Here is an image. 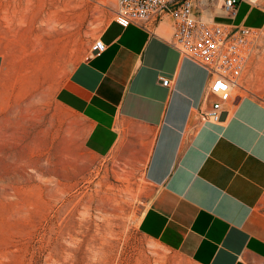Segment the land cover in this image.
Masks as SVG:
<instances>
[{"label": "crops", "instance_id": "obj_1", "mask_svg": "<svg viewBox=\"0 0 264 264\" xmlns=\"http://www.w3.org/2000/svg\"><path fill=\"white\" fill-rule=\"evenodd\" d=\"M38 19L18 6L19 41ZM222 20L264 26V8L241 0L236 17ZM97 38L106 48L74 64L55 102L83 121L91 152L141 167L155 185L140 230L196 264H264V100L232 95L225 119L202 121L217 98L211 74L181 53L169 17L145 28L113 15ZM6 63L0 46V91Z\"/></svg>", "mask_w": 264, "mask_h": 264}, {"label": "rangeland", "instance_id": "obj_2", "mask_svg": "<svg viewBox=\"0 0 264 264\" xmlns=\"http://www.w3.org/2000/svg\"><path fill=\"white\" fill-rule=\"evenodd\" d=\"M18 6L32 19L41 14L20 41L12 25ZM116 8L117 0H0V46L7 54L0 91V264H196L140 230L156 190L142 168L91 152L83 121L55 102L57 85L91 52ZM237 94L264 100V35Z\"/></svg>", "mask_w": 264, "mask_h": 264}, {"label": "built area", "instance_id": "obj_3", "mask_svg": "<svg viewBox=\"0 0 264 264\" xmlns=\"http://www.w3.org/2000/svg\"><path fill=\"white\" fill-rule=\"evenodd\" d=\"M240 1L117 0L115 20L123 26L137 23L148 28L152 21L172 19L175 42L181 53L211 74L208 93L217 98L210 108L200 111V118L220 122L222 113H229L226 105L231 103L249 58L264 35V26L222 20V16L236 17ZM248 1L264 8V0ZM105 48L106 43L97 38L90 50L94 54ZM161 79L163 84L170 85V77Z\"/></svg>", "mask_w": 264, "mask_h": 264}, {"label": "water", "instance_id": "obj_4", "mask_svg": "<svg viewBox=\"0 0 264 264\" xmlns=\"http://www.w3.org/2000/svg\"><path fill=\"white\" fill-rule=\"evenodd\" d=\"M94 52H96V51H94ZM226 116H227V111H224V112L222 113V119H225Z\"/></svg>", "mask_w": 264, "mask_h": 264}, {"label": "snow or ice", "instance_id": "obj_5", "mask_svg": "<svg viewBox=\"0 0 264 264\" xmlns=\"http://www.w3.org/2000/svg\"><path fill=\"white\" fill-rule=\"evenodd\" d=\"M221 87H223V86L221 85Z\"/></svg>", "mask_w": 264, "mask_h": 264}, {"label": "bare ground", "instance_id": "obj_6", "mask_svg": "<svg viewBox=\"0 0 264 264\" xmlns=\"http://www.w3.org/2000/svg\"><path fill=\"white\" fill-rule=\"evenodd\" d=\"M128 190V189H127Z\"/></svg>", "mask_w": 264, "mask_h": 264}]
</instances>
